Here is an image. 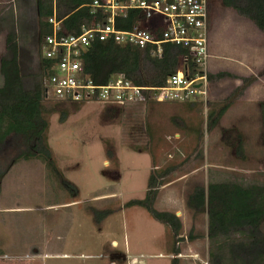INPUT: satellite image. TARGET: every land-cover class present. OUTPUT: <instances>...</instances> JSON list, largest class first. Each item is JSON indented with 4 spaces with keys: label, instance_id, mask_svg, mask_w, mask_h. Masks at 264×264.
<instances>
[{
    "label": "rangeland",
    "instance_id": "obj_1",
    "mask_svg": "<svg viewBox=\"0 0 264 264\" xmlns=\"http://www.w3.org/2000/svg\"><path fill=\"white\" fill-rule=\"evenodd\" d=\"M211 24L210 41L223 56L220 68L242 69L238 60L252 54L262 32L220 0L212 4ZM10 32L17 36L23 71L38 72L44 39L35 0H0V60ZM216 83L227 87L213 99ZM232 83L228 77L210 82L208 103L195 108L178 102L130 108L60 103V113L48 118V141L64 179L41 161L19 162L7 173L0 185V264H123L114 254L128 248L136 255H156L166 231L167 247L180 241V264H212L207 211L196 215L188 198L211 181L264 182L261 110L257 98L241 104L236 91L225 99ZM228 102L229 111L209 130V114ZM14 153L12 148L4 161ZM166 171L155 207L180 218L183 229L176 237L145 209L123 208L145 198L151 172ZM63 180L79 192L77 198ZM108 209L117 212L98 224L92 211ZM56 253L69 258L53 257ZM145 264L171 261L147 257Z\"/></svg>",
    "mask_w": 264,
    "mask_h": 264
},
{
    "label": "trees",
    "instance_id": "obj_2",
    "mask_svg": "<svg viewBox=\"0 0 264 264\" xmlns=\"http://www.w3.org/2000/svg\"><path fill=\"white\" fill-rule=\"evenodd\" d=\"M94 1L56 0L58 17L63 20V30L67 36H79L83 27H91L93 15L88 6ZM220 1L224 8L234 10L264 33V0ZM35 8L40 37L44 39L52 33L48 19L53 15L54 1L35 0ZM97 21L103 23L104 16L99 14ZM116 25L123 31L143 27V15L140 11L130 10L126 16L116 18ZM184 52L180 46L166 44L162 57L158 58L148 48L118 45L113 41H96L83 53L82 60L85 74L96 84H107L113 75L124 74L141 87L161 88L181 68ZM54 64L42 58L38 72L25 73L21 65L17 36L14 32L7 35L6 55L0 60V75L3 78V85L0 87V185L11 168L19 162L41 161L54 175L63 178L48 141V118L60 113V102L48 105L43 87V78ZM196 73L194 66H191V76ZM227 77L234 76L226 72L209 74L210 82ZM253 81V78L243 79V87L236 91L237 94H242ZM148 104L157 102L151 101ZM182 104L195 108L204 103ZM230 107L231 102H228L218 113L209 114V130L217 126ZM260 110L264 137V102L260 104ZM67 117V113H62L60 119L65 122ZM198 133V141L202 142L203 132ZM12 148L15 155L10 157V161H4V157L9 158ZM166 175L167 171L151 172L145 198L130 200L123 208L145 209L155 220L165 224L176 237L183 229L180 218L171 212L158 211L155 207L159 189L166 184ZM63 182L72 189V197L77 198L79 192L75 187L67 180ZM187 206L196 215L207 211V238L211 246L212 264H264V182L244 185L211 181L207 188L198 186L194 189ZM92 212L99 224L117 211L108 209ZM179 245L180 241L176 240L172 249L175 256L181 254ZM171 264H180L178 257Z\"/></svg>",
    "mask_w": 264,
    "mask_h": 264
},
{
    "label": "built area",
    "instance_id": "obj_3",
    "mask_svg": "<svg viewBox=\"0 0 264 264\" xmlns=\"http://www.w3.org/2000/svg\"><path fill=\"white\" fill-rule=\"evenodd\" d=\"M53 1V15L48 19L52 33L44 37L42 49V58L55 63L43 78L47 101L118 108L144 106L151 101L208 103L211 7L215 0H95L88 6L92 25L83 27L79 36L64 33ZM130 10L142 13L144 26L123 31L117 27L116 18ZM99 14L104 16L103 23L97 21ZM96 41L148 48L158 58L166 44L180 46L185 52L181 68L161 88L141 87L124 74L113 75L107 84H96L85 74L82 60L83 53ZM191 66L197 72L194 76Z\"/></svg>",
    "mask_w": 264,
    "mask_h": 264
},
{
    "label": "crops",
    "instance_id": "obj_4",
    "mask_svg": "<svg viewBox=\"0 0 264 264\" xmlns=\"http://www.w3.org/2000/svg\"><path fill=\"white\" fill-rule=\"evenodd\" d=\"M212 26L213 24H211V30H212ZM262 39H264V33L262 34L259 33L257 40L254 39V43L252 44V47H250V51H252V54L250 55L246 54L241 60H238L239 64L242 66V69L238 71H232V70L229 71V70L220 68L219 61L221 58H223V56L214 48L213 41L212 40L210 41V53H211L210 74L216 75L221 72H226L234 76L231 79L235 80V83L229 84V87L230 86H233V87H231L230 92L228 91L229 93L227 96H225V99L229 97L231 93L234 94V91H238L241 87H243V83H242L243 79L253 78L255 79V81L242 94H239L240 96L239 101H241L240 103L242 104L243 103L242 101H246L248 97L257 98L255 100V103L258 104L259 108H260V104L264 102V97H262L264 96V74H263V71H264V41H262ZM256 41H258L259 43H256ZM259 72L261 73V75L259 74ZM213 87L217 90L216 91L214 89L215 93L213 95L214 97L213 99H216V96L220 94L218 92L224 91V87H227V84L216 83ZM259 96H261V98H258ZM164 236H165V242H163L162 244L163 248L159 250L156 255H144V254L136 255V254L131 253L130 249L128 251V248H127L125 252L114 254V256L116 255L115 256L116 258L114 257L113 259H118L120 261H123V264H145V259L147 257H150L152 259H169L170 261H172V259L175 258V255L174 253H172V249H173L172 246L167 247V244L169 243L167 242L168 241L167 231L164 233ZM115 243L117 244L116 247H118L119 246L118 242L115 241ZM45 256L47 257L49 255L46 254ZM53 257L66 258L67 255L56 253L55 255H53ZM183 257H184V254L181 253L178 256V259L183 258Z\"/></svg>",
    "mask_w": 264,
    "mask_h": 264
}]
</instances>
